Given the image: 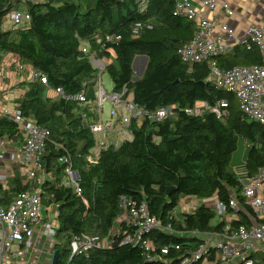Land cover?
<instances>
[{
	"label": "trees",
	"instance_id": "trees-1",
	"mask_svg": "<svg viewBox=\"0 0 264 264\" xmlns=\"http://www.w3.org/2000/svg\"><path fill=\"white\" fill-rule=\"evenodd\" d=\"M22 3L30 21L4 29L9 12ZM175 4L176 0H150L141 12L136 0H0V53L18 55L22 63L46 78V83L42 78L27 82L14 109L50 132L42 165L51 177L42 186L41 199L45 210L55 207L58 211L56 264H180L205 244L197 233L222 232L228 222L234 228L264 224V218L246 203L243 179L231 168L240 138L247 144L245 177L256 175L264 166V124L245 117L236 95L210 82L207 61L192 69L182 61L178 50L193 38L195 25L176 14ZM138 24L143 27L135 32ZM109 34L120 37L108 44L115 54L106 71L113 90L127 88L132 100L147 109L169 105L176 109L160 122H133V138L102 150L92 164L88 155L94 152L95 140L82 116L90 109L76 101L50 98L46 90L61 88L66 95L81 92L83 83L96 76L90 55L81 46L87 42L92 52L100 51L102 44L96 37L105 39ZM102 54L111 56L106 48ZM138 55L148 56L149 61L143 76L134 80L132 64ZM212 59L223 70L262 64L256 45L250 49L237 45ZM222 99L229 102L230 113L225 119L210 112L193 116L183 111L199 101L214 104ZM18 134L16 124L0 116V141ZM68 164L79 174L81 195L63 184ZM33 188L34 184L17 172L8 188L0 184V205L6 207ZM121 195L145 202L163 227L148 236L153 245L149 252L126 242L135 233L128 222L110 234L122 213ZM232 197L239 205L237 219L215 223L216 211L204 204L191 212L178 211L185 198H217L229 206ZM167 227L170 231L164 229ZM82 233L109 238L110 245L73 256V237ZM247 257L264 262L262 250ZM209 260L223 264L214 251Z\"/></svg>",
	"mask_w": 264,
	"mask_h": 264
},
{
	"label": "built area",
	"instance_id": "built-area-1",
	"mask_svg": "<svg viewBox=\"0 0 264 264\" xmlns=\"http://www.w3.org/2000/svg\"><path fill=\"white\" fill-rule=\"evenodd\" d=\"M23 2L42 3L45 0H22ZM150 0H136L138 8L144 12ZM218 11L224 18L232 17L235 11L231 4L223 0H176V14L186 17L195 25L193 38L183 45L179 55L190 69L195 64L207 61L210 70L209 80L217 88L236 95L239 107L249 120H255L264 124V25L250 23L245 27L244 36L241 37L227 21L217 23L210 21L204 10ZM30 14L25 10H12L8 19L13 26H22L30 21ZM217 24H220L216 31ZM143 27L138 24L135 32ZM151 28L150 25H148ZM217 32V34H216ZM97 43L102 44V50L107 49L111 56L100 51H91L88 43L81 46V50L90 56V64L96 71L92 82H84L81 92L75 95H66L61 88L53 89L55 99L65 98L68 101L79 102L88 107L89 112H83V120L92 133L95 146L94 152L88 155L90 163H96L102 150L109 147H118L126 140L133 138L131 124L136 122H160L170 117L176 107L173 105L161 107L155 110L147 109L135 103L128 95L127 88L121 92L105 89L102 75L107 71L108 65L115 56L109 43L120 40L119 36L106 35L105 39L96 37ZM87 44V45H86ZM237 45H245L248 49L258 46L262 55V64L236 65L230 70H223L212 59L216 55H224ZM2 66V54L0 53V71ZM18 72L29 69L31 81L46 78L32 66L16 62ZM94 86V94L89 93V87ZM110 104L107 117L104 116L105 103ZM187 115L201 116L207 112L213 113L221 119L229 116V102L225 99L214 104L205 101L196 102L193 106L184 108ZM0 116L12 120L19 131L14 137H4L0 141V184L8 188L12 177L18 172L25 180L34 184L33 190L21 193L15 197L6 207L0 205V264H11L15 256H21L25 250L33 245V238L37 228L42 227L43 232L50 239H54L59 227L57 222V208L50 207L51 217L44 214L42 203V186L51 174L43 169L42 155L45 151L50 132L38 125L33 119L24 117L15 109L4 107L0 110ZM90 116L96 117L92 120ZM64 161H67L66 159ZM9 165L12 166L9 169ZM64 181L66 186H72L78 195H81L79 185L80 177L72 164L64 169ZM79 175V174H78ZM242 195L246 203L254 209L260 218H264V166L256 175L245 177L242 180ZM204 204L214 209L219 221L226 219L230 213H234L232 219L238 218L239 205L236 198L232 197L229 206L217 198L195 200L185 198L178 206L179 212H191L199 205ZM119 206L122 210L117 218V225L111 233H115L119 224L130 223L135 228V233L126 239L139 245L147 252L153 249L149 235L154 229L163 228L158 219L151 215L145 202L121 195ZM46 220H45V218ZM170 231V227L164 228ZM204 236L205 244L196 252L185 257L180 264H205L209 262V256L214 251L216 258L224 263L235 264H264L247 256L255 251L259 245L264 249V224H252L247 227L240 225L234 228L230 222L219 233L200 234ZM22 245V247H19ZM109 238L101 239L98 236L82 233L75 235L72 240V255L87 253L98 248L109 247ZM15 249V250H14ZM163 253H167L163 249Z\"/></svg>",
	"mask_w": 264,
	"mask_h": 264
},
{
	"label": "crops",
	"instance_id": "crops-1",
	"mask_svg": "<svg viewBox=\"0 0 264 264\" xmlns=\"http://www.w3.org/2000/svg\"><path fill=\"white\" fill-rule=\"evenodd\" d=\"M12 1L15 2L16 0H12ZM223 1L229 2L232 8L233 7L237 8V14L232 19V22L236 24L237 28L244 29L250 23H259L264 25V0H223ZM22 8H24L23 3L22 5H20L19 9L23 10ZM230 18L231 17L224 18L222 15L217 13L214 17V20H216L217 23H222L224 21L228 22ZM246 23L248 24L245 26ZM3 54L10 55L12 58H14L13 56H17V59L15 60V63L12 65H9L4 62L2 63L5 76L3 80V85L0 86V110L4 107L14 109L15 101L25 92L27 88V82L31 81L30 80L31 75L29 70H26L24 72L17 71L16 62L20 61L18 55L12 53H3ZM9 73H11V76H9ZM46 94L50 98L53 99L56 98L55 92L51 88H47ZM48 210L49 209L46 210L44 209L45 212L44 214H47V216L50 218L51 212H49ZM233 216L234 213H230L229 216H227L226 220H232ZM216 222L219 221L215 220V223ZM37 229L38 230L33 238L32 247L29 248L28 250H25L23 255L13 257V259L11 260V264H52L55 253L54 239H50L49 237H47L43 232L42 227H39ZM19 247H22V245H19ZM260 250L264 252V249L262 248L261 245H259V247L251 253L256 254V252ZM205 264H215V262L209 261ZM231 264H235V263H231Z\"/></svg>",
	"mask_w": 264,
	"mask_h": 264
},
{
	"label": "rangeland",
	"instance_id": "rangeland-1",
	"mask_svg": "<svg viewBox=\"0 0 264 264\" xmlns=\"http://www.w3.org/2000/svg\"><path fill=\"white\" fill-rule=\"evenodd\" d=\"M221 1V0H220ZM233 10L235 11V14L234 16L237 14V8L233 7ZM204 13L207 15L208 19L210 21H213L214 20V17L215 15L218 13V11H210L208 9H205L204 10ZM231 17L229 20H228V23L229 25L234 28L236 31H238L237 33L239 34V36L243 37L244 36V31H245V28H237L236 27V24L234 22H232V19L234 18ZM248 23L245 24V26L247 25ZM259 24V23H258ZM249 25V24H248ZM247 25V26H248ZM12 24H11V21L9 19H7L4 23V28H9L11 27ZM220 27V24H217L216 26V31L219 29ZM217 34V32H216ZM14 58H12L10 55H6V54H3L2 55V63H7L9 65H12L15 63V60L17 59V56H13ZM29 70V69H28ZM4 76H5V73H4V68H3V65L1 66V71H0V86L3 85V80H4ZM9 76H11V73H9ZM102 80H103V83H104V86H105V89L108 91V92H112L113 91V88H114V84H113V81L110 77V75L107 73V72H104L103 75H102ZM89 93L90 94H94V86L91 85L89 87ZM109 110H110V104L109 103H105V106H104V116L107 117L108 114H109ZM246 157H247V144L245 142V140L243 138H240L239 141H238V146H237V149L236 151L234 152L233 154V157H232V161H231V168L239 175V177H241L242 179H244L245 175H246V169H245V161H246ZM12 166L9 165V169H11ZM200 168L201 166H199V171H200ZM216 221H219V217L217 216L216 218ZM15 250V249H14ZM224 263V262H223ZM224 264H231V263H224Z\"/></svg>",
	"mask_w": 264,
	"mask_h": 264
},
{
	"label": "water",
	"instance_id": "water-1",
	"mask_svg": "<svg viewBox=\"0 0 264 264\" xmlns=\"http://www.w3.org/2000/svg\"><path fill=\"white\" fill-rule=\"evenodd\" d=\"M148 61H149V57L145 55H138L135 57L133 64H132L133 70L135 72V75L133 78L134 80L140 79L143 76L146 66L148 64ZM76 177L78 178L79 175L77 174ZM172 189L173 188H170L168 190V194H170ZM58 256H59V252L55 251L52 264H56Z\"/></svg>",
	"mask_w": 264,
	"mask_h": 264
}]
</instances>
